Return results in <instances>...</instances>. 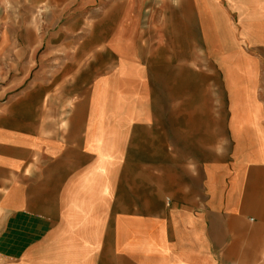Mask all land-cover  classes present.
Instances as JSON below:
<instances>
[{
  "label": "crops",
  "instance_id": "0c3cea01",
  "mask_svg": "<svg viewBox=\"0 0 264 264\" xmlns=\"http://www.w3.org/2000/svg\"><path fill=\"white\" fill-rule=\"evenodd\" d=\"M0 9V264H264V0Z\"/></svg>",
  "mask_w": 264,
  "mask_h": 264
},
{
  "label": "rangeland",
  "instance_id": "374dc122",
  "mask_svg": "<svg viewBox=\"0 0 264 264\" xmlns=\"http://www.w3.org/2000/svg\"><path fill=\"white\" fill-rule=\"evenodd\" d=\"M4 12H5L4 10L0 9V21H1V17H2L1 15L4 14ZM33 23H35V24L38 23L39 24V18L34 19ZM3 84H4V82L0 81V88L3 86Z\"/></svg>",
  "mask_w": 264,
  "mask_h": 264
}]
</instances>
